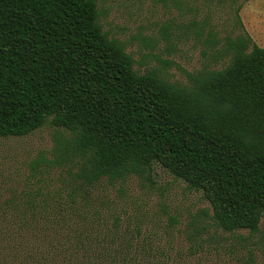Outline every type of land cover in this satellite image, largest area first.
<instances>
[{
  "label": "trees",
  "instance_id": "obj_1",
  "mask_svg": "<svg viewBox=\"0 0 264 264\" xmlns=\"http://www.w3.org/2000/svg\"><path fill=\"white\" fill-rule=\"evenodd\" d=\"M99 16L97 0H0V137L57 129L51 156L0 199V264H252L190 261L215 232L264 228V46L228 38V64L183 83L138 69ZM156 165L210 204L185 228L169 215L167 236L144 234L145 221L125 228L95 194L153 183Z\"/></svg>",
  "mask_w": 264,
  "mask_h": 264
},
{
  "label": "rangeland",
  "instance_id": "obj_2",
  "mask_svg": "<svg viewBox=\"0 0 264 264\" xmlns=\"http://www.w3.org/2000/svg\"><path fill=\"white\" fill-rule=\"evenodd\" d=\"M97 1L103 29L127 44L136 67L141 71L158 67L172 81L187 83V72L226 66L230 56L222 52L228 38L239 33L251 35L264 46V0H183L182 6L173 0ZM212 34L217 44L211 43ZM56 133L55 127L46 125L29 135L0 137V199L25 186L31 163L39 154L51 156ZM152 178L153 183L137 176L114 185L104 183L95 194L111 201L125 228L149 223L144 234L153 231L167 236L169 215L180 219L178 228H185L191 212L210 207L202 192L190 189L164 167L156 165ZM174 231L179 240L178 229ZM210 242L211 251L190 263L264 264L263 224L253 234L249 230L215 232Z\"/></svg>",
  "mask_w": 264,
  "mask_h": 264
}]
</instances>
